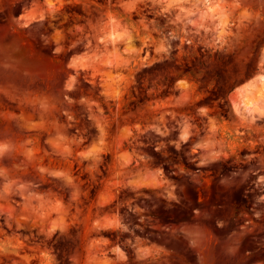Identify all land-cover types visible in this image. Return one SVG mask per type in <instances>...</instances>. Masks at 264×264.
<instances>
[{
    "label": "rangeland",
    "instance_id": "obj_1",
    "mask_svg": "<svg viewBox=\"0 0 264 264\" xmlns=\"http://www.w3.org/2000/svg\"><path fill=\"white\" fill-rule=\"evenodd\" d=\"M261 75L264 0H0V264H264Z\"/></svg>",
    "mask_w": 264,
    "mask_h": 264
},
{
    "label": "bare ground",
    "instance_id": "obj_2",
    "mask_svg": "<svg viewBox=\"0 0 264 264\" xmlns=\"http://www.w3.org/2000/svg\"><path fill=\"white\" fill-rule=\"evenodd\" d=\"M111 35H113V34L111 33ZM114 39L115 38L112 37V40H113L112 43H111L112 46L115 44L114 43ZM259 80H260V82L262 84H264L263 83V80H264V76L263 75L259 76ZM254 87H252V86L251 87L245 86V87L241 88L242 101L246 104V106H250V105H252L254 103L257 104V102H258L259 93H257V90L254 89Z\"/></svg>",
    "mask_w": 264,
    "mask_h": 264
},
{
    "label": "trees",
    "instance_id": "obj_3",
    "mask_svg": "<svg viewBox=\"0 0 264 264\" xmlns=\"http://www.w3.org/2000/svg\"><path fill=\"white\" fill-rule=\"evenodd\" d=\"M230 90H232V86L227 90V92H229Z\"/></svg>",
    "mask_w": 264,
    "mask_h": 264
}]
</instances>
